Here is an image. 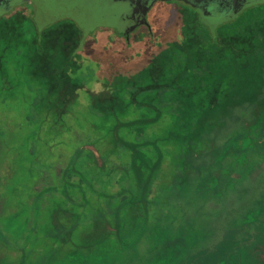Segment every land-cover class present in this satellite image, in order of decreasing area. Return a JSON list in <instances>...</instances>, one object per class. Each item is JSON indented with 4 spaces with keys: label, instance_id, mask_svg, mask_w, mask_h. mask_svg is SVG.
I'll return each mask as SVG.
<instances>
[{
    "label": "trees",
    "instance_id": "obj_1",
    "mask_svg": "<svg viewBox=\"0 0 264 264\" xmlns=\"http://www.w3.org/2000/svg\"><path fill=\"white\" fill-rule=\"evenodd\" d=\"M189 17L27 23L43 61L72 38L78 80L55 104L26 82L11 111L0 82V264H264V4L215 36Z\"/></svg>",
    "mask_w": 264,
    "mask_h": 264
},
{
    "label": "flooded vegetation",
    "instance_id": "obj_2",
    "mask_svg": "<svg viewBox=\"0 0 264 264\" xmlns=\"http://www.w3.org/2000/svg\"><path fill=\"white\" fill-rule=\"evenodd\" d=\"M236 1L247 4L244 9L258 2V0H0V18L21 16L37 25L40 23L42 28L55 21L61 25H74L79 31L77 24L79 17L96 12L95 14L104 17L103 19L111 24L105 25L109 29L113 25L118 28L130 26L126 37L129 39L135 35L149 33L153 27L154 30H162L163 20L161 24L159 21L163 18L164 11L171 9L181 22L185 9L189 8L195 12L192 14L193 18L201 20L209 32V24L204 23L201 18L204 17L209 23L217 22L213 34L215 36L219 25L233 20L225 18L235 8ZM250 1L254 4L249 6ZM186 18L189 20V15ZM98 26L100 27L97 29L104 25Z\"/></svg>",
    "mask_w": 264,
    "mask_h": 264
},
{
    "label": "rangeland",
    "instance_id": "obj_3",
    "mask_svg": "<svg viewBox=\"0 0 264 264\" xmlns=\"http://www.w3.org/2000/svg\"><path fill=\"white\" fill-rule=\"evenodd\" d=\"M262 3L264 4V2H257L253 4L257 5ZM246 9H243L237 15L234 21L243 16L244 13H246ZM193 13L195 12L191 9H185L183 19L179 24V27L182 25L181 28L183 31L189 28V22H187L188 18L186 17ZM168 17L169 14L167 15L166 19ZM29 22L30 19H24V17H19L17 22L11 20L10 17L0 18V82L4 84L2 89H4V95L8 99L10 111L11 106L17 104L16 100L29 99V96L27 97L26 93L21 91L20 88V86L25 85L26 82L28 84L31 83L30 85H34L36 89H41L42 91L47 92L54 104L62 99L60 95H62L63 90H66V94L67 92L69 94L70 90H75L74 88L77 86L78 75L77 71H74L77 65L73 64L70 66V72L66 75L62 72L63 64L65 62L62 57L56 55V53L59 51L63 53L66 46H69L70 44L75 45V43L72 42V38H70V41H66L65 39L63 40V36L59 38L56 36H51V39H48L47 41L46 48L51 49L49 45H53L55 40H57V47L55 51H53V54L48 57V59H44V62L40 56L31 55L34 47L30 42L31 39L33 40V34L30 31V24H27ZM202 25L203 24L201 20L198 19L196 21V26L200 27ZM221 27L222 26L219 25L216 32H218ZM54 35L58 34L55 33ZM58 43L60 45H58ZM87 61L86 64L88 63V66L90 67V73L94 75L93 61ZM139 65L140 62L135 63L130 72L135 71ZM101 88L102 89L97 86V88L93 89L92 93H89L91 91L88 89L79 88V90H77V94H75V96H77V103L80 106L85 107V104L90 102V95L97 96L99 93H102L101 90H103V84L101 85ZM102 98H95L94 101L102 100ZM0 108L2 110L4 109L1 104ZM84 110H86V108H84ZM11 113L15 116V113Z\"/></svg>",
    "mask_w": 264,
    "mask_h": 264
},
{
    "label": "water",
    "instance_id": "obj_4",
    "mask_svg": "<svg viewBox=\"0 0 264 264\" xmlns=\"http://www.w3.org/2000/svg\"><path fill=\"white\" fill-rule=\"evenodd\" d=\"M258 2H264V0H258ZM252 3L253 2L250 1L249 4H252ZM235 4H236L235 8L233 9V11H231L230 15L225 18V20L234 19L247 6V4L241 3V2H237V1L235 2ZM95 13L96 12H92V14L86 13L88 15L84 14L86 16H82V17L80 16L79 19L77 20V24L80 26L82 21H85L86 22L85 24L91 22V23L97 24V25L100 24V25H104V26L105 25L106 26H111V24L109 22H107L106 20L103 19L104 17L99 16V15H97ZM201 19H202V21L204 23L209 24L210 32L213 35L215 26L217 25V22L209 23V21L204 19V17H202ZM113 26H116V25H113ZM119 29H125V30L127 29L126 31L129 32L130 31V26H128V25L127 26H121ZM125 36L127 37V35H125Z\"/></svg>",
    "mask_w": 264,
    "mask_h": 264
}]
</instances>
